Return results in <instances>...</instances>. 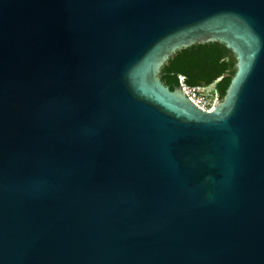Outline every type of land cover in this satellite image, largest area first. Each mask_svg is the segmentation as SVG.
I'll use <instances>...</instances> for the list:
<instances>
[{"label": "water", "instance_id": "water-1", "mask_svg": "<svg viewBox=\"0 0 264 264\" xmlns=\"http://www.w3.org/2000/svg\"><path fill=\"white\" fill-rule=\"evenodd\" d=\"M0 264H264V0H0Z\"/></svg>", "mask_w": 264, "mask_h": 264}, {"label": "trees", "instance_id": "trees-1", "mask_svg": "<svg viewBox=\"0 0 264 264\" xmlns=\"http://www.w3.org/2000/svg\"><path fill=\"white\" fill-rule=\"evenodd\" d=\"M234 72V55L224 45L214 42L176 52L161 68L159 78L170 90L178 86V76L184 78L187 86L212 85L218 98H222Z\"/></svg>", "mask_w": 264, "mask_h": 264}, {"label": "built area", "instance_id": "built-area-1", "mask_svg": "<svg viewBox=\"0 0 264 264\" xmlns=\"http://www.w3.org/2000/svg\"><path fill=\"white\" fill-rule=\"evenodd\" d=\"M178 86L191 102L206 111H210L214 101L218 98L212 85L195 87L187 86L184 83V78L182 76H178Z\"/></svg>", "mask_w": 264, "mask_h": 264}]
</instances>
